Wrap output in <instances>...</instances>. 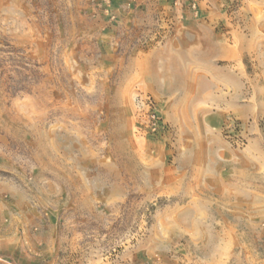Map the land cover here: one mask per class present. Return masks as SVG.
Listing matches in <instances>:
<instances>
[{
  "label": "rangeland",
  "instance_id": "1",
  "mask_svg": "<svg viewBox=\"0 0 264 264\" xmlns=\"http://www.w3.org/2000/svg\"><path fill=\"white\" fill-rule=\"evenodd\" d=\"M218 1L0 0V264H264L256 88L231 81L170 108L123 69L129 42L154 46L187 18L217 33ZM93 22L116 48L82 56ZM138 92L155 99L161 135L135 132ZM64 147L78 182L63 180Z\"/></svg>",
  "mask_w": 264,
  "mask_h": 264
},
{
  "label": "crops",
  "instance_id": "2",
  "mask_svg": "<svg viewBox=\"0 0 264 264\" xmlns=\"http://www.w3.org/2000/svg\"><path fill=\"white\" fill-rule=\"evenodd\" d=\"M227 1H218L224 10L216 18L221 27L217 33L211 31L210 20L194 23L187 18L185 25L175 26L163 36L161 43L154 46L141 48L129 42L122 52L127 55L123 61L124 72L129 77L139 74L161 103L170 108L180 102H209L210 88H223L231 81L235 89H241L243 81L248 82L256 88L257 95L256 99L251 95L247 101L264 103V0H233L235 6L230 14L226 13ZM98 26L93 22L90 29L78 32L77 37L82 43L75 47L82 56L98 52L102 56L116 48L113 31L98 30ZM248 68L251 73H246ZM216 97L214 101L225 102V94ZM234 99L239 103L243 100L238 89ZM242 109V106L236 109L239 117H247L242 114ZM198 111L193 112V118H199ZM259 116L252 106L247 118ZM63 151V180L78 182L76 169L79 162L67 161L66 147Z\"/></svg>",
  "mask_w": 264,
  "mask_h": 264
},
{
  "label": "built area",
  "instance_id": "3",
  "mask_svg": "<svg viewBox=\"0 0 264 264\" xmlns=\"http://www.w3.org/2000/svg\"><path fill=\"white\" fill-rule=\"evenodd\" d=\"M134 129L141 136H159L165 130V123L159 115L155 99L146 93L133 96Z\"/></svg>",
  "mask_w": 264,
  "mask_h": 264
}]
</instances>
